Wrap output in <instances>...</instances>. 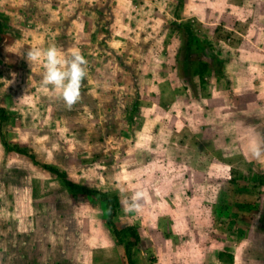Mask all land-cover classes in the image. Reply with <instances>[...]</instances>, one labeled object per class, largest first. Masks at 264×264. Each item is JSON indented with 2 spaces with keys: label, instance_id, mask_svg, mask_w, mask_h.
<instances>
[{
  "label": "rangeland",
  "instance_id": "374dc122",
  "mask_svg": "<svg viewBox=\"0 0 264 264\" xmlns=\"http://www.w3.org/2000/svg\"><path fill=\"white\" fill-rule=\"evenodd\" d=\"M51 44L88 61L71 110L18 54ZM0 106L8 142L117 195L136 264H264V157L248 150L264 143V0H0ZM122 250L99 199L0 142V264H126Z\"/></svg>",
  "mask_w": 264,
  "mask_h": 264
},
{
  "label": "clouds",
  "instance_id": "9594fccd",
  "mask_svg": "<svg viewBox=\"0 0 264 264\" xmlns=\"http://www.w3.org/2000/svg\"><path fill=\"white\" fill-rule=\"evenodd\" d=\"M31 69L37 64L42 66V84L51 86L58 91L68 110H71L81 99V88L87 77V64L85 56L80 49L74 48L68 52L59 49L55 44L46 48L31 46L26 52H19ZM248 150L256 159L264 157V143L253 141ZM147 199V193L137 190L130 198L125 211H138L140 201Z\"/></svg>",
  "mask_w": 264,
  "mask_h": 264
},
{
  "label": "trees",
  "instance_id": "16d2710c",
  "mask_svg": "<svg viewBox=\"0 0 264 264\" xmlns=\"http://www.w3.org/2000/svg\"><path fill=\"white\" fill-rule=\"evenodd\" d=\"M198 68V82L202 84L204 82V74L207 71L206 63L199 61L197 64ZM8 118V113L6 110L0 106V123L5 121ZM0 142L2 148L5 152H15L17 154L24 155L30 159L34 164H39L43 169L52 173L54 176L60 179L61 183L71 195L76 196L86 195L91 198L99 199L102 203V207L105 213V222L108 226L111 227V232L113 237L116 239L117 243L122 246V251L124 254V261L126 264H136L135 260L131 258V250L136 248H140V237L137 231V228L131 224L122 226L120 228L116 227L113 223V216L116 211V206L118 203V197L115 194H109L106 191L85 187L81 184L75 183L66 178L62 170H59L57 167L47 164V163H39L34 159L33 154L26 151L25 148L18 146L16 143L8 142L2 135H0ZM264 183V180L261 181ZM133 248V249H131Z\"/></svg>",
  "mask_w": 264,
  "mask_h": 264
}]
</instances>
